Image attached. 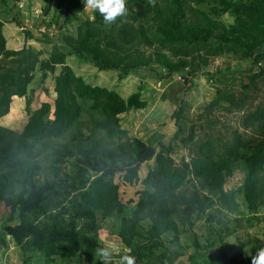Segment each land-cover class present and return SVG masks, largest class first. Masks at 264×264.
I'll list each match as a JSON object with an SVG mask.
<instances>
[{"label": "trees", "instance_id": "obj_1", "mask_svg": "<svg viewBox=\"0 0 264 264\" xmlns=\"http://www.w3.org/2000/svg\"><path fill=\"white\" fill-rule=\"evenodd\" d=\"M160 2L166 6L160 7ZM193 3L212 4L213 15H230L233 24L227 28L220 25L222 30L215 35L218 25L215 22L205 19L199 24L187 23L186 11ZM1 4L5 1L1 0ZM46 6V14L54 7L56 12L64 13L67 20L75 19L85 7L84 0H48ZM126 7L128 14L110 25L94 12L92 20L80 24L76 37L63 36L68 52L54 46L44 60L32 48L7 50L0 21V118L8 114L13 98L28 96V86L35 72L39 71L44 79L47 73L54 75L59 68L58 75L54 76L53 106L42 104L29 116L20 133L0 127V218L7 213L4 236L8 235L23 252L41 254L44 264H71L74 260L76 264H83L85 258L96 254L95 249L102 247L96 213L109 216L121 214L124 209L119 187L113 183L114 177L119 175L131 186L138 182L140 166L152 159L154 168L144 180L150 184L152 192L137 201L130 217L120 218L118 231L119 239L131 249L136 264L152 258L156 249L164 247L169 234L174 241L179 240L173 215L181 202L182 213L191 215L194 220L190 222L192 245L199 249L210 247L212 243H201L203 234L195 231V227L203 216L209 220L204 212L216 204L214 196L219 208L236 212L235 193L224 191L223 185L240 163L244 164L245 171L241 190L249 212L254 213L259 204L264 203V107L251 114L258 134L247 139L234 133L231 141L223 144L219 151L210 140L195 143L191 130L187 137H180L185 112L183 96H180L178 108L172 113L177 128L172 139L179 138L184 147L189 144L194 147L190 149L189 161H183L178 167L169 156L171 143L160 141L155 146L147 145L138 138L129 137L120 127L121 114L146 108L141 89L124 100L114 91L85 83L66 63L71 55L99 71H118V78L124 79L139 69L151 71L150 57L131 58L129 54L133 45L141 44L156 47L155 62L166 74L151 72L163 82L186 70L188 63L183 59L172 63L158 49L168 48L174 56L182 51L184 57L202 52L204 62L209 57L241 52L244 58L253 57V64L258 65L264 59V0H155V6L148 0H126ZM149 16L153 22L152 31L144 26ZM14 19L15 25L22 28L16 17ZM260 75L261 71L250 75L248 80L253 81ZM153 108L152 103L148 110ZM83 114L110 143L89 139L87 143L80 142L76 149L59 153L54 159L56 164H62L65 158L76 159V171L70 183L58 179L57 168L52 170L53 179L40 181L42 167L36 160L38 145L46 139L64 138L80 124ZM91 173L97 176L92 178ZM192 181L199 185L204 195L200 197L195 192L188 201L175 195L176 190ZM260 248L253 247L243 264H251V258ZM206 264L242 263L235 257L221 254L219 262Z\"/></svg>", "mask_w": 264, "mask_h": 264}, {"label": "rangeland", "instance_id": "obj_2", "mask_svg": "<svg viewBox=\"0 0 264 264\" xmlns=\"http://www.w3.org/2000/svg\"><path fill=\"white\" fill-rule=\"evenodd\" d=\"M4 1V6L9 12L4 18V24L12 25L8 26L12 29L11 31L8 27L6 28V35L11 34L8 38L7 50L20 51L23 48H32L41 54L40 59L43 60L54 46L62 52H68L62 40L63 36L76 37L80 24L93 19L94 12L85 11V7L82 12L76 14L75 19L67 20L65 14L56 12L54 7L49 10L48 14L44 12L48 0H28L22 11L17 8L13 0ZM35 2H39V6L36 10H30ZM165 6L166 4L160 2V7ZM211 7L212 4L208 3L190 4L186 11V22L199 24L205 19L215 22L218 24L215 35H218L222 28L233 24V17L227 14L215 16L211 12ZM151 16L144 22L148 31L153 30ZM14 17L22 28L18 26V29L16 28ZM220 25L223 27L221 28ZM26 33H29L31 38H28ZM155 49L156 47L148 48L135 44L129 54L131 58L139 56L148 59L150 57L151 71H155L157 75H165V69L155 62ZM158 50L172 63L180 59L185 60L188 68L174 74L169 81L163 82L159 81L154 76V72L148 69H139L136 73L119 79L118 71L101 72L92 64L82 63L74 56L69 55L66 61L73 73L82 78L85 83L114 91L124 100L141 89V97L146 100L147 107L142 111L130 110L121 114L119 116L120 127L128 133L129 137L138 138L147 145L155 146L160 141L165 144L171 143L172 149L169 156L175 166L180 167L183 161L188 162L192 154L190 149L194 147L193 144L184 147L179 138L172 139L177 130L172 113L178 108L180 96H183L185 104L184 118L181 123L183 130L180 137L182 138L187 137L191 130L195 136V143L210 140L220 151L223 144L231 141L234 133L247 139L258 134V126L251 122V114L258 108L264 107V59L258 65H254L253 57L244 58L241 52H237L209 57L206 59L207 62H204L202 52L184 57L182 51L174 56L168 48ZM259 71H261L260 76L253 81L248 80L250 75ZM58 72L59 68H56L54 75L47 73L44 79L39 71L35 72L34 80L28 86V96L13 98L8 114L0 118V127L20 133L29 116L42 104L47 103L53 106L54 76L58 75ZM190 73L192 75L189 76ZM182 77L184 82L181 81ZM142 81L145 82L142 83ZM214 100L217 101L215 104L207 106ZM27 102H29L28 106ZM152 103L154 104L153 110H148ZM89 139L102 141L105 144L110 143L102 132L93 127L89 117L83 114L80 124L64 138L44 140L37 147L36 160L42 167L38 176L39 180L53 179L52 170L57 168L58 179L60 178L67 184L70 183V177L76 171V159L65 158L62 164H56L54 159L59 153L66 149H76L80 142L87 143ZM153 168L154 159L143 163L138 172V182L131 186L126 185L121 177L116 175L113 183L119 187V198L124 205L123 212L109 216H103L100 212L96 213L98 237L102 247L108 241H115L121 248V253L114 255L111 263L119 262V256L124 254L123 250L126 248L118 237L120 218L130 217L137 201L152 192V187L144 180ZM244 175V164L240 163L232 176L225 178L223 185L224 191L235 193V200L238 204L236 212H226L219 208L217 198L214 196L212 199L216 204L207 207L204 212L209 220L206 221L203 216L200 222H197L195 231L203 234L201 243L205 241L212 243L210 247L199 249L192 245L190 222L194 220L191 215L182 213L184 207L181 202L173 215L178 226L179 240L174 241L172 235L169 234L165 239L164 247L156 249L154 256L144 259L143 264L217 263L220 261L221 254L235 257L243 264L247 261L253 247L264 248V203L259 204L254 213L249 212L241 190ZM262 175L264 176V170ZM90 176L94 178L97 175L91 173ZM195 192H198L200 197L205 194L199 185L192 181L176 190L175 195L188 201ZM6 218L7 213L0 218V242L2 239L6 241L3 232ZM9 243L14 248L8 249L6 257L0 264H44V258L38 252H23L11 241ZM163 253L165 256H162ZM71 264H76L75 260ZM83 264H102V262L100 257L94 254L85 258Z\"/></svg>", "mask_w": 264, "mask_h": 264}, {"label": "clouds", "instance_id": "obj_3", "mask_svg": "<svg viewBox=\"0 0 264 264\" xmlns=\"http://www.w3.org/2000/svg\"><path fill=\"white\" fill-rule=\"evenodd\" d=\"M149 4L155 6V0H148ZM85 11L98 12L106 25L115 23L117 18L126 16L128 9L126 0H84ZM124 254L119 256V264H136L135 256L131 255V249L125 248ZM96 255L100 257L102 264H111L114 255L121 253V248L115 241H108L103 247L95 249ZM251 264H264V248L256 251L251 258Z\"/></svg>", "mask_w": 264, "mask_h": 264}, {"label": "crops", "instance_id": "obj_4", "mask_svg": "<svg viewBox=\"0 0 264 264\" xmlns=\"http://www.w3.org/2000/svg\"><path fill=\"white\" fill-rule=\"evenodd\" d=\"M18 0H15L14 2H15V4H16V2H17ZM27 1L28 0H26L25 1V4H27ZM5 5V4H4ZM3 4H1V0H0V21L3 23V27H2V31H3V35H4V37H5V40H6V48H7V42H8V38H9V36H11V34H9V33H7V35H6V31H7V27L8 26H12L11 24H4L5 22H4V18H5V16H8V14H9V12L7 11V7L6 6H4ZM39 6V2L38 3H34V4H32V7H31V9L30 10H36L37 9V7ZM26 7V6H25ZM25 7H24V9H25ZM6 8V9H5ZM23 9H21V11H22ZM28 11V10H27ZM6 25V26H5ZM16 28H17V26H16ZM8 29L10 30L11 28L10 27H8ZM18 29V28H17ZM12 30V29H11ZM10 30V31H11ZM20 30V29H19ZM14 31H15V29H14ZM13 31V32H14ZM8 49V48H7ZM68 58V57H67ZM67 60V59H66ZM66 63H67V61H66ZM101 72H103V71H101ZM128 77V76H127ZM145 82V81H144ZM143 81H142V83H144ZM92 86V85H91ZM142 91V90H141ZM140 93H142V92H140ZM142 96V95H141ZM145 102H146V100L145 99H143ZM146 104H147V102H146ZM147 107V106H146ZM142 111V110H141ZM135 138V137H134ZM5 237H6V241H4L3 239H2V241L0 242V262H2V259H4L5 257H6V252L8 251V249L10 248V249H13L14 248V246L12 247L11 245H10V243H9V241H10V237L8 236V235H5ZM12 242V241H11ZM8 244V245H7ZM12 244H14L13 242H12ZM17 247V246H16ZM15 247V248H16ZM19 248V247H18ZM15 250V249H14ZM16 250H18L17 248H16ZM7 255H8V253H7Z\"/></svg>", "mask_w": 264, "mask_h": 264}, {"label": "built area", "instance_id": "obj_5", "mask_svg": "<svg viewBox=\"0 0 264 264\" xmlns=\"http://www.w3.org/2000/svg\"><path fill=\"white\" fill-rule=\"evenodd\" d=\"M25 1H26V0H18V1L16 2V6H17V8H18V9H23L24 6H25ZM181 81L184 82V78H183V77H182V80H181Z\"/></svg>", "mask_w": 264, "mask_h": 264}]
</instances>
